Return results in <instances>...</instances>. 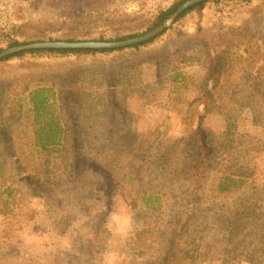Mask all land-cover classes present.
I'll return each mask as SVG.
<instances>
[{
  "label": "rangeland",
  "instance_id": "obj_1",
  "mask_svg": "<svg viewBox=\"0 0 264 264\" xmlns=\"http://www.w3.org/2000/svg\"><path fill=\"white\" fill-rule=\"evenodd\" d=\"M178 1L0 0V51L139 37ZM178 20L0 61V264H264V0ZM40 87L63 130L46 151Z\"/></svg>",
  "mask_w": 264,
  "mask_h": 264
},
{
  "label": "trees",
  "instance_id": "obj_2",
  "mask_svg": "<svg viewBox=\"0 0 264 264\" xmlns=\"http://www.w3.org/2000/svg\"><path fill=\"white\" fill-rule=\"evenodd\" d=\"M187 1L188 0H180V1L176 2L170 9L161 12L160 16L158 17L156 23L153 25L151 30L155 29L159 25H162L164 22L169 20L171 18V16L177 11V9ZM211 1H220V0H211ZM207 3L208 2L199 4L198 6L188 10L185 14H183L179 18V20H181L183 17H185L187 14H189L190 12H192L194 10L203 9ZM163 34H161V35H163ZM136 37L137 36H130L128 38H119V39H116L115 41H123V40L136 38ZM50 41H55V39H50ZM68 41H75V40H68ZM101 41H105V39L102 38ZM153 41L154 40H152L148 43H144L141 45L134 46L133 48H138L140 46H144V45L149 44ZM25 44L26 43H21V42L15 41L11 44V47L25 45ZM114 51H120V50L86 51V52H95V53L102 52V53H104V52H114ZM80 52H85V51H72V50L30 51V52H23L20 54L10 56L8 58L3 59L2 61H8V60H11L12 58L19 57V56H22V55L27 54V53H31V54L56 53L59 55H70V54H75V53H80ZM0 53H1V51H0ZM178 76H181V75L178 74ZM175 81H178V78H176ZM206 81H207V79H205V82ZM47 89L48 88H44V87L41 88L40 87V88L34 89L30 92V103H31V107H32L31 110H33V112H34L35 122L37 125L36 136H35V146L37 148L44 150V151H46L50 148L61 146L62 145V138H63V136H62L63 130L61 128L60 122L56 118V113L53 111V110H56L54 107L55 105L53 104V100H52V97H53L52 92H54V90L53 89L47 90ZM174 244H175V242L172 245H174ZM166 260H169V258H167Z\"/></svg>",
  "mask_w": 264,
  "mask_h": 264
},
{
  "label": "water",
  "instance_id": "obj_3",
  "mask_svg": "<svg viewBox=\"0 0 264 264\" xmlns=\"http://www.w3.org/2000/svg\"><path fill=\"white\" fill-rule=\"evenodd\" d=\"M210 0H188L182 4L169 20L154 30L136 37L123 41H43L26 45H20L6 49L0 53V61L10 56L30 51L44 50H72V51H104V50H122L144 43H148L160 36L169 24L176 22L188 10L199 4Z\"/></svg>",
  "mask_w": 264,
  "mask_h": 264
},
{
  "label": "crops",
  "instance_id": "obj_4",
  "mask_svg": "<svg viewBox=\"0 0 264 264\" xmlns=\"http://www.w3.org/2000/svg\"><path fill=\"white\" fill-rule=\"evenodd\" d=\"M186 75V74H185Z\"/></svg>",
  "mask_w": 264,
  "mask_h": 264
}]
</instances>
